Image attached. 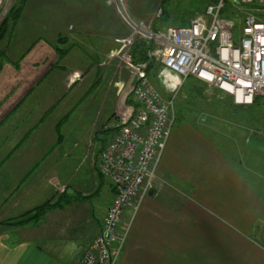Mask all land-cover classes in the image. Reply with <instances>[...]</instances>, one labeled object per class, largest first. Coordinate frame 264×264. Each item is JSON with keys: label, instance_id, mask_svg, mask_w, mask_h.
I'll return each instance as SVG.
<instances>
[{"label": "crops", "instance_id": "0c3cea01", "mask_svg": "<svg viewBox=\"0 0 264 264\" xmlns=\"http://www.w3.org/2000/svg\"><path fill=\"white\" fill-rule=\"evenodd\" d=\"M86 4H93L85 7L88 13H99L103 31L75 29L59 40L67 47L65 55L52 52L50 64L44 43L37 44L23 59L21 74L22 78L27 74L28 80L21 81L22 91L17 90L16 99H21V104L15 110L19 107L21 115L36 127L34 141L24 140L0 168V264H80L92 238L101 230L113 196L111 182L99 170V154L96 165L90 161L93 148L84 149L85 157L74 155L73 160L65 150L61 154L64 145L55 142L48 144L52 152H43L44 113L49 111L44 107L45 97L52 92L45 87L42 93L34 83L43 81L51 70L57 75L78 71L74 75H94L96 80L103 73L104 81L110 73L102 67L112 47L110 34L123 33L121 27L127 25L110 0H89ZM77 5L76 18L83 11ZM105 24L115 29L107 30ZM150 74L154 78L153 68ZM111 90L105 102L107 111L117 107L116 87ZM49 100L51 105L57 103ZM83 106L87 108L88 103ZM186 119L176 123L168 139L158 168L162 180L135 213L116 264H264V235H260L264 228V172L250 167L244 170L227 141L207 132L204 124ZM32 151L35 155L29 154ZM61 161L73 163L67 175L57 169ZM58 183L66 184V190L57 192ZM51 195L58 204L38 218L18 224L3 222L19 218ZM131 214L132 209H128L127 217Z\"/></svg>", "mask_w": 264, "mask_h": 264}, {"label": "rangeland", "instance_id": "374dc122", "mask_svg": "<svg viewBox=\"0 0 264 264\" xmlns=\"http://www.w3.org/2000/svg\"><path fill=\"white\" fill-rule=\"evenodd\" d=\"M71 1L73 0H13L10 11L0 24V168L16 151H19L24 140L34 141L32 136L36 124L31 125L29 120L21 115L19 107L15 110V107L21 104V99H16L17 90H20L22 85L24 87L22 82L26 83L28 80L27 74L24 78L21 74L25 56L33 51L37 44L44 43L47 49L45 58L50 64L52 52H59L60 56L65 55L67 47L61 45L59 40L66 39L75 29H91L97 32L105 29L102 20L97 16L99 13L93 15L92 11L88 13L85 9L93 5L86 4L89 0H74L76 4ZM200 1L129 0L128 5L130 15L133 16L132 20L136 24L140 23L149 30L163 31L168 25L179 24L182 23L180 21L183 18L187 19L186 16L192 12L190 9L198 7ZM201 3L203 7L206 4L205 1ZM77 4H80L78 10L83 7V11L76 18ZM230 13L239 25L243 12L233 10ZM113 15L119 22L121 21L117 14ZM105 27L107 30L115 29L108 28L107 25ZM121 30L124 32L110 34L112 47L103 58L102 64V67L109 69L110 73L104 81H101L103 73L96 80L94 75L84 76L82 73L74 75L78 71H74L72 75L66 73L57 75L51 70V73L45 77L48 79L44 78L43 81L34 83L40 86L42 93L45 92V87L48 88V92H52L49 97H45L44 107L49 108V111L44 113L43 152H52L48 144L55 142V145H64L60 153L64 154L65 150L69 153L68 157L73 160L74 155L85 157L86 152L83 150L93 148L90 161L96 165L101 142L111 136L119 121L120 110L126 106V101L129 102L132 84L131 66L137 62L147 63V61H136L132 55V46L139 38L153 45L149 55L155 64L154 78L151 74L150 78L163 97H168L169 91L158 76L162 66L160 44L126 24ZM89 56L91 59L94 58L92 53ZM59 77L58 80H49ZM203 81L190 78L182 85L176 96L177 111L184 113L187 121L202 123L209 129L207 132L220 137L219 140L224 139L225 143L227 141L229 151L237 161L240 160L244 170L249 171L248 167H250L254 172H264V99L257 98L251 104L236 103L230 93ZM114 87L117 91L115 98L117 107L107 111L105 102L109 100L107 97L111 93L108 91ZM49 99L56 100L57 103L51 105ZM86 103H88L87 108L83 106ZM6 109H8L7 113L13 112L6 114L4 111ZM78 142L80 145L76 147ZM74 146L76 148L73 149ZM95 146L98 148L94 157ZM29 154L35 155V151ZM88 161L89 159L85 160L87 166ZM72 164L69 161H61L57 169H61L62 173L67 175L73 169ZM0 178L3 179V175ZM66 188V184L58 183L56 191L63 192ZM49 198L52 202L56 199L54 195ZM260 235H264V228Z\"/></svg>", "mask_w": 264, "mask_h": 264}, {"label": "built area", "instance_id": "2783aa9c", "mask_svg": "<svg viewBox=\"0 0 264 264\" xmlns=\"http://www.w3.org/2000/svg\"><path fill=\"white\" fill-rule=\"evenodd\" d=\"M12 1L0 0V24ZM110 1L128 26L160 44L158 76L169 95L163 97L155 87L146 62L132 64L133 101L120 110L115 131L99 153V170L111 182L113 196L80 264H116L135 213L162 180L158 168L177 123L176 96L189 76L230 93L236 103L264 98V0H216L190 23L163 31L136 24L129 0ZM233 10L243 12L239 25Z\"/></svg>", "mask_w": 264, "mask_h": 264}, {"label": "trees", "instance_id": "16d2710c", "mask_svg": "<svg viewBox=\"0 0 264 264\" xmlns=\"http://www.w3.org/2000/svg\"><path fill=\"white\" fill-rule=\"evenodd\" d=\"M201 1L202 2L205 1L206 4L204 5V7L202 6ZM201 1H200V4L198 5V7L190 9L192 12H190L186 16L187 19L183 18V20L180 21L182 23H179V24H188V23H190L192 18L196 15V13H199L200 11H202L208 3L215 2L216 0H201ZM10 9H9V11H10ZM236 30L238 31L239 29H236ZM152 47H153L152 43H147L146 41H144V39H141V38L137 39L134 42L133 46H132V55H133V57L135 58L136 61H147V63H148V67H147L148 68V72L150 71L151 68H153L155 66L153 60H151V58H150L151 56L149 55V50ZM190 78H196V79L201 80L200 78L191 75V76H189L186 79V81L188 79H190ZM257 98H263V97H260V96L256 97L254 102L257 100ZM128 100H129V102L133 101L132 98H129ZM249 104H251V103H249ZM184 118H185V114L181 113L180 110L177 111V123H180ZM55 204H58V201L52 202V199L49 198L43 204H41V205L31 209V210H28L26 213L22 214L19 218L12 219V220H6V221H3V222L4 223L18 224V223H22V222L33 220L35 218H38L43 212H45V210L47 208H49L50 206L55 205Z\"/></svg>", "mask_w": 264, "mask_h": 264}]
</instances>
